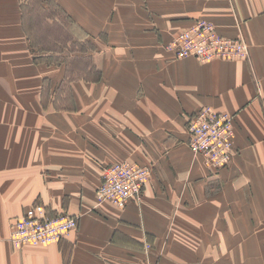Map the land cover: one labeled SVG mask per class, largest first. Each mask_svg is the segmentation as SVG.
<instances>
[{
  "label": "crops",
  "instance_id": "0c3cea01",
  "mask_svg": "<svg viewBox=\"0 0 264 264\" xmlns=\"http://www.w3.org/2000/svg\"><path fill=\"white\" fill-rule=\"evenodd\" d=\"M52 1L100 62L74 77L39 60L19 0H0V264H264V0ZM201 19L247 56L165 50ZM203 107L233 116L235 154L217 171L187 146ZM113 163L150 168L123 208L95 198ZM37 204L76 229L15 247L11 226Z\"/></svg>",
  "mask_w": 264,
  "mask_h": 264
},
{
  "label": "built area",
  "instance_id": "2783aa9c",
  "mask_svg": "<svg viewBox=\"0 0 264 264\" xmlns=\"http://www.w3.org/2000/svg\"><path fill=\"white\" fill-rule=\"evenodd\" d=\"M168 45L176 58L192 57L200 62L241 59L248 53L244 40L222 37L213 24L202 19L176 34ZM186 129L189 150L200 155L208 168L220 170L234 156L231 114L203 107L190 116ZM149 173L150 168L130 163L106 166L95 190L97 201L123 208L128 202L138 200ZM76 227V218L65 213L49 216L44 207L34 205L13 223L9 240L15 247L49 246L59 242Z\"/></svg>",
  "mask_w": 264,
  "mask_h": 264
},
{
  "label": "rangeland",
  "instance_id": "374dc122",
  "mask_svg": "<svg viewBox=\"0 0 264 264\" xmlns=\"http://www.w3.org/2000/svg\"><path fill=\"white\" fill-rule=\"evenodd\" d=\"M18 4L24 17V27L34 56H40L39 60L56 62L55 64L62 62L66 68V73L72 74L74 77L86 76L88 62H100L98 58L93 60V58L83 57L80 54L91 49L90 41L86 39L81 30L74 26L71 18L52 0H19ZM165 50L173 53L169 45ZM64 87L65 85L61 89ZM44 98L46 102L49 101L46 96ZM59 213L68 214L66 212ZM148 246L146 249L150 250V245ZM224 249L227 250V246ZM142 263L150 264L147 260Z\"/></svg>",
  "mask_w": 264,
  "mask_h": 264
}]
</instances>
